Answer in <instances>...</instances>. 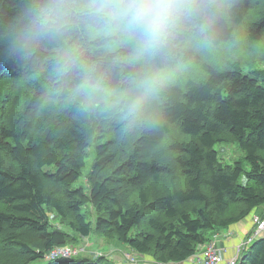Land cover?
Returning a JSON list of instances; mask_svg holds the SVG:
<instances>
[{
  "label": "trees",
  "instance_id": "obj_1",
  "mask_svg": "<svg viewBox=\"0 0 264 264\" xmlns=\"http://www.w3.org/2000/svg\"><path fill=\"white\" fill-rule=\"evenodd\" d=\"M26 4L0 0V98L17 90L0 101V264H99L107 258L86 250L49 257L94 235L153 264L181 263L207 234L254 210L264 218V56L220 64L211 55L224 45L253 54L264 43V0H201L203 14L149 63L115 69L118 90L128 73L199 67L200 80L162 77L158 119L145 128H125L115 109L85 104L56 82L66 79L56 71L57 45L18 50L13 23ZM227 142L247 167L219 162L214 145ZM92 146L86 188H74ZM237 264H264V239Z\"/></svg>",
  "mask_w": 264,
  "mask_h": 264
},
{
  "label": "clouds",
  "instance_id": "obj_2",
  "mask_svg": "<svg viewBox=\"0 0 264 264\" xmlns=\"http://www.w3.org/2000/svg\"><path fill=\"white\" fill-rule=\"evenodd\" d=\"M203 11L201 0H27L13 34L20 51L57 45L56 71L66 79L56 82L72 85L85 104L115 109L125 128H145L158 119L154 101L165 80L132 72L117 90L112 75L149 63Z\"/></svg>",
  "mask_w": 264,
  "mask_h": 264
},
{
  "label": "rangeland",
  "instance_id": "obj_3",
  "mask_svg": "<svg viewBox=\"0 0 264 264\" xmlns=\"http://www.w3.org/2000/svg\"><path fill=\"white\" fill-rule=\"evenodd\" d=\"M248 48H252V47H248L246 45L245 48H241V47L231 48L230 45H224V46L219 47L218 49L211 50V55L213 59L219 62L220 64H224L227 61L232 60L237 57H240L242 60H244L245 63H249L252 56H256V57L264 56V49H263L264 43L253 46V48H255V51L253 52V54H250V52L248 51ZM259 68L264 69V64H261ZM178 70L179 72L175 74L170 71H166L165 73H162V77L165 80L170 81V82H175L176 80L185 81L189 78L194 79V80H200L203 77L199 67L193 61H190L186 65H180ZM247 71L248 69L245 68V72ZM16 92H17L16 89H12L8 93V99L3 100L0 98V101H2L3 105H6L9 101H11L13 96L16 94ZM0 93H1V90H0ZM93 151H94V147L92 146V148L88 150V159L86 160L85 168L82 171V177L77 182H75L73 186L74 188H81V187L86 188V176L89 173L92 163H93ZM214 151L217 152L219 162L222 165L232 166L236 162H242L244 165V168L247 167V164L244 161V153L242 152V150L240 149L239 145L236 142L217 143L214 145ZM48 169L49 171H53L52 168H48ZM48 169H45V170L48 171ZM239 183L244 184V180L240 179ZM1 209L2 207L0 206V210ZM86 210L84 209L83 213H85ZM89 217L91 221L94 222V219H95L94 216L89 215ZM115 242L101 239V238H96L94 235V236L84 239L82 244L79 247L84 248V250L88 252V255H92V254L106 255L107 253L108 254L111 253L114 259H116V261L118 262H121L122 256H123L124 259L126 258L128 260L127 261L125 259L123 261L127 262L128 264L130 263L140 264V262H138V259L140 258L139 255L133 254L136 256V258L129 255L130 257H132V258H129L127 253L125 252L126 250H124L125 246L119 243H118L119 245H116ZM71 248H73L72 250L76 249V247L75 248L71 247ZM79 253H82V252H79ZM93 257H96V256H93ZM131 259L133 261H131ZM107 262L108 261L104 260L100 262L99 264H116L115 262H112V261L108 263Z\"/></svg>",
  "mask_w": 264,
  "mask_h": 264
},
{
  "label": "crops",
  "instance_id": "obj_4",
  "mask_svg": "<svg viewBox=\"0 0 264 264\" xmlns=\"http://www.w3.org/2000/svg\"><path fill=\"white\" fill-rule=\"evenodd\" d=\"M255 216H257L256 210L252 211L251 214L241 222L232 225L231 227L225 230L207 234L208 240L210 241H206L205 242L206 244L204 243V245H201L199 249L206 247L207 245H213L216 248V250H218L221 253L225 261L233 259L235 257L239 259L241 253H243L246 250V248H249L251 246V244L246 245V242L249 238L248 233L253 228L252 219ZM110 241H114V240H110ZM115 243L116 245H119L118 242ZM124 250H126L125 252L127 253V255L136 258V256L133 255L136 254L135 252H131L126 248H124ZM194 256L191 257L190 260L188 261H192L194 259ZM104 257L107 258L106 260H108V262L112 261L115 262L116 264L117 263L128 264L127 262L123 261L125 260L123 256L121 262L116 261V259H114L111 253L110 254L107 253L106 255H104ZM138 262H140V264L154 263L153 259L149 256H140Z\"/></svg>",
  "mask_w": 264,
  "mask_h": 264
},
{
  "label": "built area",
  "instance_id": "obj_5",
  "mask_svg": "<svg viewBox=\"0 0 264 264\" xmlns=\"http://www.w3.org/2000/svg\"><path fill=\"white\" fill-rule=\"evenodd\" d=\"M253 231L249 236L246 245L252 244L256 240L264 239V218H260L258 216L253 217L252 219ZM73 248L68 247L65 250H57L52 252L49 256L50 258L56 257V255H60L62 257H70L77 255L79 252L84 253V248ZM129 258H132L128 255ZM126 259V258H125ZM127 260V259H126ZM128 261V260H127ZM131 261H133L131 259ZM238 258L235 257L233 259L225 261L221 253L216 250L213 245H207L206 247L200 248L198 253L194 256L192 261H186L181 263H165V264H237ZM162 264V263H158Z\"/></svg>",
  "mask_w": 264,
  "mask_h": 264
},
{
  "label": "bare ground",
  "instance_id": "obj_6",
  "mask_svg": "<svg viewBox=\"0 0 264 264\" xmlns=\"http://www.w3.org/2000/svg\"><path fill=\"white\" fill-rule=\"evenodd\" d=\"M206 244V243H205Z\"/></svg>",
  "mask_w": 264,
  "mask_h": 264
}]
</instances>
